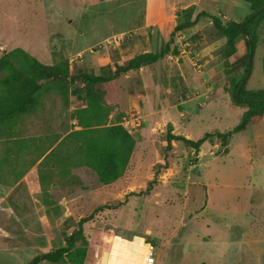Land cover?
<instances>
[{
  "label": "rangeland",
  "instance_id": "1",
  "mask_svg": "<svg viewBox=\"0 0 264 264\" xmlns=\"http://www.w3.org/2000/svg\"><path fill=\"white\" fill-rule=\"evenodd\" d=\"M193 1L197 7L180 0L177 7L176 0H0V26H10L0 29V56L20 47L43 64H67L72 75L100 74L162 42L171 48L156 63L118 76L107 92L97 87L106 93V122L120 123L135 140L114 182L100 183L91 169L73 164L76 158L67 159L74 141L57 146V138L77 129L74 110L86 106L81 83L69 87L67 101L56 85L43 87L39 108L0 136V264H27L62 246L81 218L76 246L92 250L84 264H108L115 236L150 242L156 264H264V120L232 134L225 146L213 136L198 152L180 141L164 149L168 124L196 140L231 129L245 109L228 91L245 60L232 67V55L223 57L225 38L208 18L171 40L169 34L183 8L224 24L242 21L248 4ZM255 33L245 77L251 91L264 89V21ZM239 52L246 53L241 36L234 56ZM54 147L59 160L41 162L38 156Z\"/></svg>",
  "mask_w": 264,
  "mask_h": 264
},
{
  "label": "trees",
  "instance_id": "2",
  "mask_svg": "<svg viewBox=\"0 0 264 264\" xmlns=\"http://www.w3.org/2000/svg\"><path fill=\"white\" fill-rule=\"evenodd\" d=\"M242 1L248 4L250 13L240 22L229 21L223 24L218 16L205 11H199L193 16V9L187 7L181 10L182 20L174 25L169 34L171 40L176 33L194 26L201 17L208 18L216 33L225 38L221 48V53L225 58L235 53L237 40L240 36L243 37L246 47L244 72L239 80L231 79L228 86L232 102L245 108L238 123L224 132H205L196 140L174 134L171 125L168 124L164 134L166 151L171 149L172 141H180L183 145L198 152L201 145L213 136L220 140L222 146H225L232 134L243 131L253 117L264 112V89L256 91L245 89V77L250 72L251 57L257 41L255 27L264 21V0ZM170 51V42H162L158 50L139 53L120 62H114L100 74L83 71L74 75L69 73L67 64H43L19 47L4 52L0 56V136H3L8 128L17 126L25 115L39 108V98L43 87L56 85L64 101H67L69 87L75 83H81V93L85 97L86 106L74 110L77 129L61 139L57 138V146L67 140L74 141L75 149L67 154V159L75 160L76 158L73 164L91 169L100 183H112L123 175L135 140L120 123L108 124L106 122L109 112L101 104L106 93L98 90L97 87L102 86L107 92L118 76L138 70L144 65L154 64ZM57 75L68 78L69 82L56 79L40 83L43 79ZM55 147L46 154L38 156V158L42 157L41 162H46L48 159L59 160ZM2 157L7 156L3 154ZM163 160L164 163L158 165L160 168L167 166L166 156ZM151 184L152 181L149 182L147 191ZM100 209L101 206L95 211ZM85 220L86 218L80 219L79 227L64 238L62 246L34 255L27 264H39L40 262L84 264L90 261L91 248L76 246L82 233L81 223Z\"/></svg>",
  "mask_w": 264,
  "mask_h": 264
},
{
  "label": "bare ground",
  "instance_id": "3",
  "mask_svg": "<svg viewBox=\"0 0 264 264\" xmlns=\"http://www.w3.org/2000/svg\"><path fill=\"white\" fill-rule=\"evenodd\" d=\"M144 244L140 237L132 241L115 236L111 246L108 264H141Z\"/></svg>",
  "mask_w": 264,
  "mask_h": 264
},
{
  "label": "crops",
  "instance_id": "4",
  "mask_svg": "<svg viewBox=\"0 0 264 264\" xmlns=\"http://www.w3.org/2000/svg\"><path fill=\"white\" fill-rule=\"evenodd\" d=\"M177 1L178 0H176V7H177ZM181 2H183V3H187L188 5H190V6H193V5H195L196 7H197V5H198V2L196 3V2H194L193 0H180ZM198 1V0H197ZM184 9V8H183ZM199 12V11H198ZM197 13V12H196ZM219 14V13H218ZM202 18V17H201ZM198 22L199 21H197V23L194 25V26H192V27H190V28H194L195 26H197V24H198ZM2 28H4V29H10V26H5V25H2V26H0V29H2ZM190 28H188V29H190ZM187 30V29H186ZM2 48H4V47H2ZM20 48V47H19ZM24 50V49H23ZM24 51H26V50H24ZM27 52V51H26ZM28 53V52H27ZM237 56H234V54L231 56V57H235L234 59L233 58H231L230 57V59H232V60H230L231 61V66L232 67H235V65H240L241 63H243L244 62V60H245V54L243 53V52H239L238 54H236ZM264 120V112L261 114V115H259V116H256V117H253L252 119H251V121L249 122V124L248 125H251V124H254V125H256L257 127H259L260 126V124H261V122ZM247 125V126H248ZM247 128V127H246ZM245 128V129H246ZM244 129V130H245ZM256 134H255V136L257 137V138H261V135L259 134V132H255ZM42 159V158H41ZM261 223V225L262 224H264L263 222H260Z\"/></svg>",
  "mask_w": 264,
  "mask_h": 264
},
{
  "label": "built area",
  "instance_id": "5",
  "mask_svg": "<svg viewBox=\"0 0 264 264\" xmlns=\"http://www.w3.org/2000/svg\"><path fill=\"white\" fill-rule=\"evenodd\" d=\"M144 244V254L142 256L141 264H156L155 248L154 246L142 238Z\"/></svg>",
  "mask_w": 264,
  "mask_h": 264
},
{
  "label": "water",
  "instance_id": "6",
  "mask_svg": "<svg viewBox=\"0 0 264 264\" xmlns=\"http://www.w3.org/2000/svg\"><path fill=\"white\" fill-rule=\"evenodd\" d=\"M56 79H62V80H64L66 83L69 82L68 78H65V77H62V76H60V75H57V76L50 77V78H48V79H43V80L40 81V83H47V82H49V81L56 80Z\"/></svg>",
  "mask_w": 264,
  "mask_h": 264
}]
</instances>
